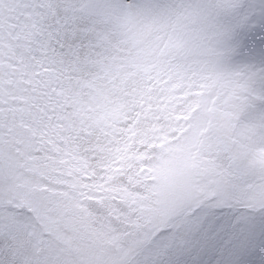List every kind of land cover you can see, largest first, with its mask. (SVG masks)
Returning a JSON list of instances; mask_svg holds the SVG:
<instances>
[{
	"label": "snow or ice",
	"instance_id": "obj_1",
	"mask_svg": "<svg viewBox=\"0 0 264 264\" xmlns=\"http://www.w3.org/2000/svg\"><path fill=\"white\" fill-rule=\"evenodd\" d=\"M0 264H264V0H0Z\"/></svg>",
	"mask_w": 264,
	"mask_h": 264
}]
</instances>
